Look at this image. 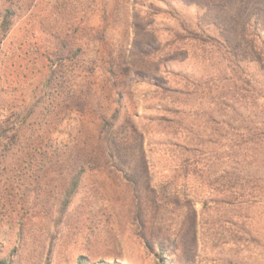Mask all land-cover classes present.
<instances>
[{
  "label": "rangeland",
  "instance_id": "1",
  "mask_svg": "<svg viewBox=\"0 0 264 264\" xmlns=\"http://www.w3.org/2000/svg\"><path fill=\"white\" fill-rule=\"evenodd\" d=\"M206 2L184 0L175 17L157 9L167 7L158 0H9L15 13L0 46V119L12 113L26 131L0 161V258L157 264L162 246L172 264H227L228 257L264 264V194L218 210L202 175L171 178L170 128L139 118L158 114L159 97L139 71L183 84L160 64L181 62L194 72L190 82L218 66L215 52L174 39L177 18L216 20L217 29L243 38L244 24L230 10L239 17L246 5L264 8V0L210 1L214 8ZM67 32L74 38L59 56L57 36ZM37 66L43 68L35 76ZM118 90L125 91L123 111L107 135L103 116L118 105Z\"/></svg>",
  "mask_w": 264,
  "mask_h": 264
},
{
  "label": "trees",
  "instance_id": "2",
  "mask_svg": "<svg viewBox=\"0 0 264 264\" xmlns=\"http://www.w3.org/2000/svg\"><path fill=\"white\" fill-rule=\"evenodd\" d=\"M158 1L167 7L157 8L153 3L150 6L173 13L176 17L180 13L179 3L184 0ZM208 1L206 3L212 6L210 1L214 4L215 0ZM3 2L0 6V46L15 13L14 7L7 6L9 0ZM196 8L199 10V5ZM230 11L244 24L243 38L226 34L224 29L216 28V20L210 22L199 16L177 18L176 26L170 27L174 39L196 42L215 52L219 58L216 72L207 71L200 79L190 82L189 76L194 72L175 60L162 62L164 65L160 64L158 70L165 67L169 73L184 79L186 82L183 84L170 82L159 75L138 72V76L151 84L159 95L155 107L158 114L148 117L144 114L139 118L170 128L166 142L173 147L171 178L188 180L194 175H202L209 189L210 201L218 210L243 207L249 203L250 197L264 194V8L255 6L250 9L246 5L239 17L236 8ZM138 32L137 28V36ZM58 34V41L62 40L64 45L63 48L56 47L55 53L61 56L74 36L68 32ZM138 48L135 37L132 53ZM37 67L35 76L43 68ZM112 74L118 77L114 70ZM124 92L116 91L118 105L110 115L103 116V129L107 135L121 117ZM11 116L14 114L11 113ZM11 116L0 119V161L14 154L25 136L24 122L17 118L12 120ZM117 155L121 157L124 152L119 149ZM79 179V174L74 176L65 203L71 200ZM161 194H164V189ZM207 204L205 199L203 211L209 215L211 212ZM227 214L224 217L229 218ZM239 231V227L235 232L229 228L228 235L236 236ZM241 233L250 235L246 228ZM160 247L157 264H172ZM84 259L81 255L78 264H82ZM226 261L227 264H237L232 257ZM0 264L9 262L0 258Z\"/></svg>",
  "mask_w": 264,
  "mask_h": 264
}]
</instances>
